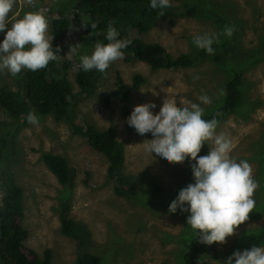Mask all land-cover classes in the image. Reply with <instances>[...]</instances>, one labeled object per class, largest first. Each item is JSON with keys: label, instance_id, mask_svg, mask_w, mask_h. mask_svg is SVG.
<instances>
[{"label": "rangeland", "instance_id": "1", "mask_svg": "<svg viewBox=\"0 0 264 264\" xmlns=\"http://www.w3.org/2000/svg\"><path fill=\"white\" fill-rule=\"evenodd\" d=\"M75 1L15 0L8 15L18 19L25 12L40 11L49 19L48 35H51V18L61 16L69 20L57 44L60 51L55 66H60L63 60L70 62L66 69L73 84L70 108L83 123L98 129H115L124 155L120 172L134 189L123 187L122 195L115 193L114 179L107 171L109 160L94 150L85 137L74 133L69 121L33 110L38 122L32 124L27 116L11 118L0 106V135L6 133L9 139L8 149L0 157V169L9 170L22 191L20 224L27 231L23 252L28 254L31 249L41 257L44 250L50 249V264H83L91 256H96V264H178L183 241L193 234L186 226L188 213L177 210L170 214L167 207L180 188L193 182L191 172L184 162H164L145 154L141 142L147 138L127 130L122 103L112 99L105 105L101 98L116 88L115 72L126 84H131L134 74H139L143 81L131 89L124 103L130 110L136 104L152 101L156 104L152 109L155 113L166 98L176 101L177 108L198 103L206 115L222 103L224 94L219 92L222 89L224 93L226 79L232 69H237L243 80V101L233 113L216 120L215 131L231 140L232 157L249 163L258 187L253 193L255 205L248 219L223 243L211 244L219 259H224L232 253L236 243L245 240L248 230L256 233L264 227V208L259 207L264 206V191H260L264 186V173L259 174L260 169H264V0H200L223 17V24L205 16L183 13L174 17L173 24L155 20L145 32L128 30L126 39L137 37L144 42H158L171 56H176L191 53L196 48L192 40L197 34L219 32L226 25L234 28L231 37L220 38V43L228 49L223 59L220 47L212 53L220 56L219 62L203 59L188 67L152 69L136 59H120L112 62L103 75L95 70V88L91 94L82 96H77L79 87L74 81L75 72L80 68L79 54L73 55L71 60L63 56L69 46L76 43L81 44L80 54H90L95 43L83 39L82 16ZM194 1L199 0H170V7L184 12V5ZM3 35L0 32V39ZM16 79H20L19 75L0 71V88L16 90ZM20 81L22 88V79ZM144 87L146 90L141 92L139 89ZM147 87L154 89L156 95ZM201 94H207L211 103L202 104L198 100ZM208 143L211 146V141ZM202 148V155H206L209 150L206 142ZM44 151L67 160L71 169L69 181L60 183L46 167L40 157ZM145 181L160 185L163 197L141 189ZM2 194L0 187V203ZM64 204L68 212L61 211ZM59 214L84 225L77 239L61 232ZM261 239L254 242V246H264V235Z\"/></svg>", "mask_w": 264, "mask_h": 264}, {"label": "trees", "instance_id": "2", "mask_svg": "<svg viewBox=\"0 0 264 264\" xmlns=\"http://www.w3.org/2000/svg\"><path fill=\"white\" fill-rule=\"evenodd\" d=\"M200 2L203 3L199 0L184 5V12H179L177 8L169 7L164 9L163 15H159V9L153 10L149 7V0H76L75 6L77 11H79V15L82 16L83 39L92 43H105L104 33L109 21L117 28L119 32L118 38L120 39H126L125 35L131 29L145 32L155 20L168 21V23L173 24L174 17L183 13L205 16L214 19L219 24L224 23L223 17L215 9H210ZM91 22L96 23L97 27L95 29H91L88 26ZM68 26L69 20L64 17L51 18L50 34L53 35L51 46L54 51L55 46L64 36ZM128 40H130V43L123 49V60L136 59L146 63L152 69L188 67L203 59L214 62L220 61V56L207 54L197 48L191 53H179L176 56H171L164 46L158 42H144L137 37ZM212 47L213 49L219 47L222 49L223 59V54L228 50L225 44L223 42L214 43ZM55 61H49L45 68L38 69L35 72L24 69L17 74L22 79V88L20 79L15 80L18 84L16 90L2 86L0 88V106L11 118H16L20 115L27 116L29 112L34 110L40 114L52 113L56 119L69 121L74 133L85 137L94 150L103 154L109 160L107 171L108 175L114 179L115 193L122 195L123 187L134 189L133 184L124 178L120 172L124 155L121 143L116 140L115 129L113 127L98 129L92 124L83 123L76 119L72 112L73 110L70 108V104L73 103V100H71L73 97V84L66 74V69L69 67L70 62L63 60L60 66L56 68ZM94 71L95 69L85 72L79 68L75 72L74 81L79 87L77 96L89 95L93 92L96 85ZM115 79L116 88L103 96L101 101L105 105L112 99L121 102V112L125 121L131 110L124 103L131 89L137 87L143 81V77L139 74H134L131 84H126L120 74L115 72ZM242 83L240 70L232 69L224 83L222 103L210 113L203 115L202 118L205 120H220L221 116L233 113L243 101ZM125 126L127 130L135 132L126 122ZM143 137L151 139V134L146 133ZM8 145V135L6 133L0 135V157L6 153ZM202 153L203 148L201 147L198 156L202 155ZM40 157L60 183L64 184L69 181L71 169L64 157L48 151L41 153ZM184 163L186 168L189 169L188 172H191L189 161L185 159ZM261 173H264L263 168L260 169L259 174ZM0 187L3 191L0 203V264H50V249L44 250L41 257L31 249L28 254L23 252V242L27 237V231L20 224V217L23 215L22 191L9 170L0 169ZM140 188L146 190L150 195L163 197V188L155 182L145 181ZM260 191H264V186H261ZM259 207L264 208L262 204ZM61 211L68 212L66 204L63 205ZM58 218L61 232L68 237L77 239V235L82 233L84 225L65 214H59ZM246 235L247 237L244 241L241 240L236 243L233 251L250 248L254 246V242L261 241V237L264 235V227L256 233L248 230ZM180 250V253H178V264H223L225 258L231 255L229 253L224 259H219V255L211 245L199 242L194 235L184 239ZM96 263V256H91L83 264Z\"/></svg>", "mask_w": 264, "mask_h": 264}, {"label": "clouds", "instance_id": "3", "mask_svg": "<svg viewBox=\"0 0 264 264\" xmlns=\"http://www.w3.org/2000/svg\"><path fill=\"white\" fill-rule=\"evenodd\" d=\"M14 3L15 0H0V32L4 33L0 39V71L7 70L12 76L24 69L35 72L45 68L49 61L57 59L60 51L59 46L55 51L51 46L53 35H48L49 19L40 11H28L13 19L8 14L12 12ZM170 6V0H149V7L159 9V15H163L164 9ZM9 24L10 27L7 26ZM88 26L91 29L97 27L95 22ZM233 31L234 28L227 25L219 32L205 31L195 35L192 44L212 54V45L218 44L222 36L231 37ZM118 37L117 28L109 21L104 33L105 43H95L90 54H80L81 44L76 43L69 46L63 57L71 60L73 55L79 54V65L83 71L95 69L103 75L112 62L123 59V49L130 43L128 39ZM139 90L144 92L146 87ZM147 90L156 95L151 87ZM219 94H224L222 89ZM198 100L205 105L211 103L207 94H201ZM176 103L164 98L155 113L152 109L156 104L152 101L136 104L125 122L141 136L151 134V139L141 142L145 154L164 162L189 161L193 182L178 190L168 204L167 212L171 214L179 210L188 213L186 226L199 242L206 245L223 243L239 224L248 219L255 205L252 197L258 184L249 163L244 159L237 161L230 155L231 140L222 133H216L217 121L202 118L204 110L200 104L189 103L177 108ZM26 118L32 124L38 122L32 112ZM205 142L209 150L206 155L198 156ZM223 264H264V246L234 250Z\"/></svg>", "mask_w": 264, "mask_h": 264}]
</instances>
